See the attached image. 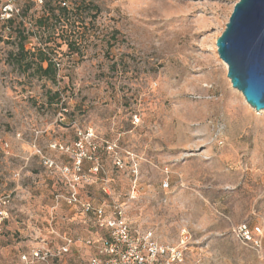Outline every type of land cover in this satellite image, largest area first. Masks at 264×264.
Here are the masks:
<instances>
[{
    "label": "rangeland",
    "instance_id": "rangeland-1",
    "mask_svg": "<svg viewBox=\"0 0 264 264\" xmlns=\"http://www.w3.org/2000/svg\"><path fill=\"white\" fill-rule=\"evenodd\" d=\"M46 1L0 0V264H90L85 243L104 233L72 194L122 205L132 229L183 250L179 264H264V109L215 48L238 0H87L99 14L82 9L81 52L48 38L56 78L12 56L19 30L44 47ZM245 223L262 228L257 245Z\"/></svg>",
    "mask_w": 264,
    "mask_h": 264
},
{
    "label": "built area",
    "instance_id": "built-area-1",
    "mask_svg": "<svg viewBox=\"0 0 264 264\" xmlns=\"http://www.w3.org/2000/svg\"><path fill=\"white\" fill-rule=\"evenodd\" d=\"M213 141L220 145L224 142L220 133L216 134ZM162 186L167 189L169 181L164 180ZM68 202L73 205L78 203L84 213L95 219L96 226L106 231L101 240L94 242L90 239L85 243L94 246L96 250L94 256L90 258V264H179L183 258L181 248H166L159 245L154 240L153 232L132 229L120 204L111 205L109 212L105 205L79 201L76 194H72ZM237 233L243 243L257 245L263 231L260 226L245 223L238 227ZM73 244V238H66L63 251L68 252Z\"/></svg>",
    "mask_w": 264,
    "mask_h": 264
},
{
    "label": "water",
    "instance_id": "water-1",
    "mask_svg": "<svg viewBox=\"0 0 264 264\" xmlns=\"http://www.w3.org/2000/svg\"><path fill=\"white\" fill-rule=\"evenodd\" d=\"M215 48L233 87L264 109V0H238Z\"/></svg>",
    "mask_w": 264,
    "mask_h": 264
},
{
    "label": "trees",
    "instance_id": "trees-1",
    "mask_svg": "<svg viewBox=\"0 0 264 264\" xmlns=\"http://www.w3.org/2000/svg\"><path fill=\"white\" fill-rule=\"evenodd\" d=\"M64 2L47 0L44 4L43 14L35 21L34 27L36 28V33H40L41 38H46L44 43H42L45 44L44 47H38L33 52L27 49L25 43L28 40V35L23 30L18 31L19 41L16 51L12 53V56L16 59L19 68L25 71L33 70L35 73L46 78H56L58 72L57 64L61 58V52L56 50L58 48H52L49 45L52 39H48L56 35L65 36L63 43L67 45L70 51L81 52V38L83 35L89 37V34H91L89 28H84V31H80L81 25H77V22L80 21V16L83 14L82 9L86 8L88 16H90L91 22H93L99 14V6L93 1L87 0H78L76 7H70L66 2L64 5ZM84 18L80 24H85ZM14 20L15 18L11 16L5 20V23L13 25ZM58 46L60 47L61 44ZM60 96L59 90L54 93L50 92L48 95L52 99V102L53 100L59 101ZM100 230L103 231L104 237L106 231Z\"/></svg>",
    "mask_w": 264,
    "mask_h": 264
},
{
    "label": "bare ground",
    "instance_id": "bare-ground-1",
    "mask_svg": "<svg viewBox=\"0 0 264 264\" xmlns=\"http://www.w3.org/2000/svg\"><path fill=\"white\" fill-rule=\"evenodd\" d=\"M224 62V61H223ZM225 63V62H224ZM225 65L227 66V64L225 63ZM246 100V99H245ZM246 102H247V100H246ZM247 104H249L248 102H247Z\"/></svg>",
    "mask_w": 264,
    "mask_h": 264
}]
</instances>
